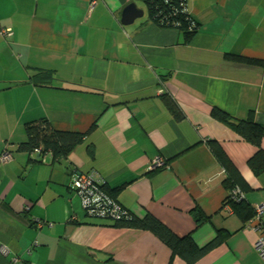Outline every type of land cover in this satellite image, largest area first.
Segmentation results:
<instances>
[{
  "label": "crops",
  "instance_id": "obj_1",
  "mask_svg": "<svg viewBox=\"0 0 264 264\" xmlns=\"http://www.w3.org/2000/svg\"><path fill=\"white\" fill-rule=\"evenodd\" d=\"M130 5L143 15L123 26ZM186 9L199 25L188 43L152 23L145 0H0V30L11 32L0 34V158L9 156L0 162V264H185L148 230L84 216L72 166L120 188L116 200L134 217L151 215L196 247L226 232L195 264H264L260 232L222 206L228 192L208 146L218 143L238 169L243 203L262 207L264 225V173L246 166L255 148L211 114L264 126V67L226 58L264 59V0H186ZM38 70L51 72L46 86ZM39 119L82 142L61 161L30 162L17 146ZM156 159L163 166L151 169ZM197 211L208 218L198 227Z\"/></svg>",
  "mask_w": 264,
  "mask_h": 264
},
{
  "label": "trees",
  "instance_id": "obj_2",
  "mask_svg": "<svg viewBox=\"0 0 264 264\" xmlns=\"http://www.w3.org/2000/svg\"><path fill=\"white\" fill-rule=\"evenodd\" d=\"M145 4L148 18L156 26L177 30L183 35L186 43L196 34L199 25L187 11L186 0H145ZM226 58L239 64L264 67V59L232 55H227ZM36 76L42 78L39 83L40 86H46L48 84L46 80L52 78L51 72L46 70H38ZM211 114L215 120L228 126L243 141L255 148L254 154L246 161V166L254 176L264 173V150L261 148V142L264 140V126L254 122L251 118L245 120L233 119L217 109H213ZM25 133L26 140L18 144L17 150L30 156L35 155L34 158H30V162L37 164L41 163L46 155H49L52 162L65 159L83 139L82 134L53 129L46 119L26 123ZM208 146L223 173L221 184L228 192L222 206L230 204L234 212L242 216L244 223L249 221L252 219L254 212L244 205V197L238 202L230 199L231 192L236 189L243 195L248 190V184L218 143L210 141ZM72 168L70 167V171L74 172V177L89 173L80 172L73 166ZM97 185L100 190L117 202L116 196L120 188L110 190L103 182H98ZM125 211L126 213L122 218L111 221L113 226L150 231L170 249L172 257L179 255L185 264H195L202 256L219 246L227 236L226 232L216 230L212 240L201 247H196L190 235L183 238L176 236L153 216L147 214L142 219H138L129 211ZM193 219L196 227L208 221V218L200 211L194 212Z\"/></svg>",
  "mask_w": 264,
  "mask_h": 264
},
{
  "label": "built area",
  "instance_id": "obj_3",
  "mask_svg": "<svg viewBox=\"0 0 264 264\" xmlns=\"http://www.w3.org/2000/svg\"><path fill=\"white\" fill-rule=\"evenodd\" d=\"M94 2H92V5ZM10 30H0L2 36H9ZM9 159V156L5 154L0 158V162H5ZM163 161L161 159H156L150 166L151 169L156 167H162ZM98 179H96L94 172H89L86 174H79L72 179L71 189L78 198L79 205L83 211L84 216L88 218L115 221L122 218L126 211L115 202L110 196L104 193L98 187ZM243 198V195L236 189L231 192L230 199L234 202H238ZM225 209H230L227 205ZM254 215L252 219L248 222V227L254 231H259L254 249L261 259L264 260V225L261 223L260 218L262 215V207H256L254 210ZM7 249L3 246L0 247V254L5 255ZM10 264H20L15 258Z\"/></svg>",
  "mask_w": 264,
  "mask_h": 264
},
{
  "label": "water",
  "instance_id": "obj_4",
  "mask_svg": "<svg viewBox=\"0 0 264 264\" xmlns=\"http://www.w3.org/2000/svg\"><path fill=\"white\" fill-rule=\"evenodd\" d=\"M142 15V11H138L134 8L133 5H130L122 11L120 23L123 26H128L132 24L135 20L140 19Z\"/></svg>",
  "mask_w": 264,
  "mask_h": 264
}]
</instances>
